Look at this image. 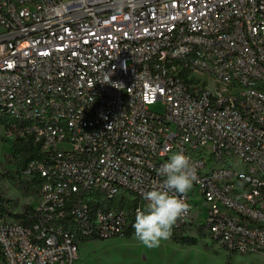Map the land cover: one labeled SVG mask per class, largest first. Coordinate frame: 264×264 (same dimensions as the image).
<instances>
[{"label": "built area", "instance_id": "1", "mask_svg": "<svg viewBox=\"0 0 264 264\" xmlns=\"http://www.w3.org/2000/svg\"><path fill=\"white\" fill-rule=\"evenodd\" d=\"M2 115L42 184L27 225L0 220V264L124 237L125 208L92 195L136 217L178 151L198 183L174 227L264 260V0H0Z\"/></svg>", "mask_w": 264, "mask_h": 264}, {"label": "rangeland", "instance_id": "2", "mask_svg": "<svg viewBox=\"0 0 264 264\" xmlns=\"http://www.w3.org/2000/svg\"><path fill=\"white\" fill-rule=\"evenodd\" d=\"M151 110L163 113L159 103ZM13 140L9 132L0 127V197L12 203L11 214L21 215L32 206L34 199L31 192L24 191L25 185L10 165ZM3 219L14 220L9 216ZM186 236L195 239L196 245L182 247L166 239L148 248L134 236L85 242L79 246V261L75 264H264L260 256L230 255L208 237L195 236L192 230Z\"/></svg>", "mask_w": 264, "mask_h": 264}, {"label": "clouds", "instance_id": "3", "mask_svg": "<svg viewBox=\"0 0 264 264\" xmlns=\"http://www.w3.org/2000/svg\"><path fill=\"white\" fill-rule=\"evenodd\" d=\"M157 175L162 181L157 187L142 193L148 203L144 210H137L133 225L136 237L148 248L170 238L177 219L189 207L186 199L180 197H186L198 183L197 170L183 151L174 152L169 161L157 169Z\"/></svg>", "mask_w": 264, "mask_h": 264}, {"label": "trees", "instance_id": "4", "mask_svg": "<svg viewBox=\"0 0 264 264\" xmlns=\"http://www.w3.org/2000/svg\"><path fill=\"white\" fill-rule=\"evenodd\" d=\"M18 124L11 120L10 118L2 115L0 116V127H2L4 130H13L15 126ZM12 133V131H11ZM11 163L10 165L14 168L15 173L17 176L20 177L21 182L25 185L24 191L27 193H30V195H34L39 187L42 184V179L40 177H34L31 180H26L23 177V171L27 167V165L39 158L40 156V150L38 147L34 146L30 141L26 142L23 139H20L19 137H16L13 142L11 143ZM92 197L98 201L99 205H101L104 209H124L128 212V218H129V224L127 226V229L124 233L123 238H131L136 237L135 229L133 227L135 223V216H132V210L134 209L136 202L135 201H128L124 198H116L113 200H108L101 194H93ZM12 206V203L10 201H5L0 197V220L3 219L5 216H9L15 221L22 222V224L27 225L28 223L24 220L25 219V213L27 211H31V208L29 207L24 214L22 215H13L10 212V208ZM189 232V230L186 227L181 228H175L173 226L172 228V234L169 238L171 242H173L176 245L182 246V247H191L196 245L195 239H190L186 236V233ZM197 236L200 239L205 238V234L203 231L199 228L197 229ZM230 255H233L230 253Z\"/></svg>", "mask_w": 264, "mask_h": 264}]
</instances>
